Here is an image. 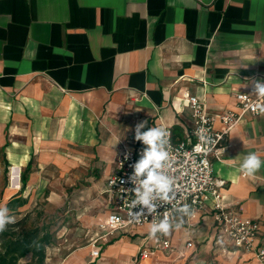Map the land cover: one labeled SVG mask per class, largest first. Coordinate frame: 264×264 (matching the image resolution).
<instances>
[{"label":"crops","instance_id":"crops-1","mask_svg":"<svg viewBox=\"0 0 264 264\" xmlns=\"http://www.w3.org/2000/svg\"><path fill=\"white\" fill-rule=\"evenodd\" d=\"M256 81H264V0H0V167L11 174L17 166L21 186L25 172L29 183L32 173L89 170L104 189L105 222L114 207L107 178L122 144H142L137 123L190 138V95L222 130L220 116L239 111L237 92L256 96ZM249 152L264 160V114L248 111L213 170L226 180L223 202L261 223L264 247V167L253 177L239 169ZM182 219L166 236L171 251L138 261L141 246L151 249L150 226L107 228L118 237L99 259L85 247L61 264H143L159 252H195L199 264H262L255 251L214 247L210 209Z\"/></svg>","mask_w":264,"mask_h":264},{"label":"built area","instance_id":"built-area-1","mask_svg":"<svg viewBox=\"0 0 264 264\" xmlns=\"http://www.w3.org/2000/svg\"><path fill=\"white\" fill-rule=\"evenodd\" d=\"M236 98L239 111L230 110L221 115L220 121L224 128L219 130L215 127L216 117L207 111L203 102L195 96H187L193 110L195 127L191 131V137L184 141H175L172 134L170 135L169 151L172 160L170 166L165 169L168 175L175 178V198L171 203L159 206L153 215L147 214V209H144L146 216H142L139 221L133 220L129 215L130 212L140 211V206L130 207L135 195L130 191L134 185L130 182L129 177L133 173L131 165L140 159L146 146L142 143L131 149L126 144H122L115 160V168L107 178L106 189L114 207L103 227L108 228L109 232H114L126 227L150 226L154 218L159 221L163 219L165 213H170L175 218L179 214L175 209L184 204L189 205L194 214L195 211L208 208L212 212L215 230L214 247L224 251L234 249L244 252L255 251L258 260L264 264V247L258 246L261 223L256 219L241 216L236 207H230L223 202L224 196L221 189L226 184V180L215 176L213 170V161L216 156L220 155L223 143L231 128L243 118L246 112L259 114L256 105L264 104V98L252 96L248 92H237ZM199 128L206 129L208 135L216 141V143L207 146L211 149L207 153L202 150L204 145L199 149L196 147L200 143L196 135ZM167 130L171 133L169 129ZM126 155L127 159H125ZM151 239V249L143 248L142 258H147L149 254H155L157 250L171 251L172 243L166 236L158 233L157 238ZM193 246V240L188 239L185 247ZM91 254L93 257H98L100 253L98 249H92Z\"/></svg>","mask_w":264,"mask_h":264},{"label":"rangeland","instance_id":"rangeland-1","mask_svg":"<svg viewBox=\"0 0 264 264\" xmlns=\"http://www.w3.org/2000/svg\"><path fill=\"white\" fill-rule=\"evenodd\" d=\"M3 168L0 167V207H4L12 195L19 194L21 188V181L18 188H10V168L8 172H3ZM31 175L23 192L28 202L19 209L21 214L11 216L18 218L30 213L31 222L43 218L56 222L53 229L57 230V241L47 249V264H61L69 254L85 247L98 249L99 259L107 242L118 236L103 227L107 211L104 189L94 181V175L86 169ZM147 228L143 226L140 231ZM142 250L143 246L136 255L138 261L142 259ZM147 261L143 264H199L195 252L180 257L172 252H159Z\"/></svg>","mask_w":264,"mask_h":264},{"label":"clouds","instance_id":"clouds-1","mask_svg":"<svg viewBox=\"0 0 264 264\" xmlns=\"http://www.w3.org/2000/svg\"><path fill=\"white\" fill-rule=\"evenodd\" d=\"M258 98H264V81H256L253 92ZM256 108L259 113L264 114V104H257ZM147 127V121L137 123L135 126L134 139L142 142L146 148L140 155V159L131 165L133 173L129 177L130 182L134 185L131 192L134 193L135 199L132 200L130 207L140 206L139 212H130L129 215L133 220L139 221L142 216L147 214L153 215L157 208L163 204L171 203L175 198V178L167 174L165 169L171 164L170 141L171 133L162 126L147 127L146 131H142ZM196 135L200 143L197 148H201L207 153L210 151L208 145L216 143L207 130L199 128ZM128 156H125L127 159ZM264 167V160L255 152H249L244 156L239 165L240 172L246 176L253 177ZM127 191V190H126ZM175 211L180 214L181 219H176L170 213H165L163 219L156 221L153 219L149 228V237L157 238V234L167 236L173 229H180L183 225V216L194 215L190 206L184 204L182 207L176 208ZM14 218L9 215V209L4 206L0 207V233L6 230L7 225L14 223Z\"/></svg>","mask_w":264,"mask_h":264},{"label":"trees","instance_id":"trees-1","mask_svg":"<svg viewBox=\"0 0 264 264\" xmlns=\"http://www.w3.org/2000/svg\"><path fill=\"white\" fill-rule=\"evenodd\" d=\"M30 170L31 162L26 168L27 172ZM21 175V192L10 197L5 204L10 216L21 214L19 209L28 202L23 192L29 173ZM30 217V213H26L14 218L15 222L7 225L6 230L0 233V264H47V249L57 241V230L53 229L56 222L46 218L31 222Z\"/></svg>","mask_w":264,"mask_h":264},{"label":"bare ground","instance_id":"bare-ground-1","mask_svg":"<svg viewBox=\"0 0 264 264\" xmlns=\"http://www.w3.org/2000/svg\"><path fill=\"white\" fill-rule=\"evenodd\" d=\"M10 175V188L15 189L16 187H19L20 183V174H18V167L14 166L12 167V171Z\"/></svg>","mask_w":264,"mask_h":264}]
</instances>
